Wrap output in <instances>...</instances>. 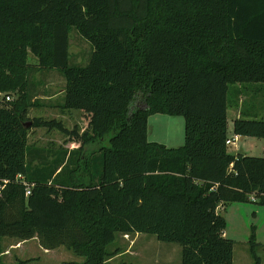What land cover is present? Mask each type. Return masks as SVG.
<instances>
[{"label":"trees","instance_id":"16d2710c","mask_svg":"<svg viewBox=\"0 0 264 264\" xmlns=\"http://www.w3.org/2000/svg\"><path fill=\"white\" fill-rule=\"evenodd\" d=\"M71 29L91 46L85 66L70 64ZM29 54L64 78L60 109L82 112L83 134L55 123L79 149L28 146ZM256 85L261 118L235 119L233 134L262 139L261 158L226 145L229 90L236 104ZM154 114L183 117L182 147L148 141ZM256 201L264 0H0V257L2 239L36 238L108 264L117 235L144 234L178 245L181 264H233L219 209Z\"/></svg>","mask_w":264,"mask_h":264},{"label":"rangeland","instance_id":"374dc122","mask_svg":"<svg viewBox=\"0 0 264 264\" xmlns=\"http://www.w3.org/2000/svg\"><path fill=\"white\" fill-rule=\"evenodd\" d=\"M91 52L90 44L85 41L75 29L69 32V58L70 64L85 66ZM28 64L31 68L29 74V91L34 104L28 111L26 123H29L27 132V144L33 149L50 150L62 148L70 142L68 137L57 130L55 123L66 128L76 123L81 124V131L85 127L81 121L82 112L72 111L74 115H63L60 105L63 102L62 90L65 84L64 78L55 70H40L37 60L28 55ZM237 87L238 86H233ZM262 88V87H261ZM260 86H245L237 98L231 88L229 111L227 113L228 132L227 139H233V121L239 108L242 112L247 109L260 113L262 109V92ZM232 90V91H231ZM36 95V96H35ZM13 102L14 96H12ZM41 106V107H40ZM50 106V108H48ZM141 108L143 105H139ZM78 121V122H77ZM39 123H50L51 126H40ZM65 123V124H63ZM72 131V130H71ZM89 136L92 128L88 129ZM147 138L151 143L164 145L169 149H177L184 144V119L181 116H168L162 114L150 115L147 118ZM67 140L65 144L63 140ZM229 153L255 158L263 157V140L258 138L241 137L234 145L227 146ZM238 150L239 152H236ZM252 201V198L250 199ZM264 205L250 202L245 204H231L219 209L220 215L225 220L224 237L233 242V264H253L250 253V243L254 246L255 255L260 264H264ZM4 248L8 253V244L17 242L14 238H5ZM27 249L12 251L10 254L0 257V264L15 263L18 261L32 260L31 264H82L83 259L76 257L64 248H59L54 253H45L36 243H29ZM111 254L108 264H181V248L176 244L162 243L151 235H117L113 244L108 247ZM3 255V253H2ZM16 261V262H15Z\"/></svg>","mask_w":264,"mask_h":264},{"label":"crops","instance_id":"0c3cea01","mask_svg":"<svg viewBox=\"0 0 264 264\" xmlns=\"http://www.w3.org/2000/svg\"><path fill=\"white\" fill-rule=\"evenodd\" d=\"M62 92V94H63V90L61 91ZM36 96V95H35ZM64 96V95H63ZM41 107V106H40ZM48 108H50V106H48ZM228 109H229V107H228ZM227 109V113H228V110ZM241 108H239L238 110H236L237 111V113H236V116L234 117L235 119H238V118H242L243 116H247L248 118H251L252 116H254L253 115V112H252V110H250V109H247L246 111H244V112H242L241 110H240ZM62 110V109H61ZM62 112H63V115L62 116H64V115H70V114H72V115H74L73 113H72V111H63L62 110ZM244 113V114H243ZM258 114V113H257ZM75 116V115H74ZM77 119H79L80 120V117L79 116H75ZM261 118V112L258 114V117H257V119H260ZM78 122V121H77ZM63 124H65V123H63ZM76 126H77V128H76ZM65 129H67V130H69V131H71V130H73V128H76L78 131H81L82 132V130H81V124L80 123H76V125L75 124H73L72 125V127H70V128H66V127H64ZM227 132H228V123H227ZM232 132H233V129H232ZM234 138H236V142H238V140H240L241 139V137H236L235 135H234ZM67 140L65 139V140H63V143L65 144V142H66ZM235 142V143H236ZM234 143V144H235ZM233 144V145H234ZM80 148V146L78 145V144H75V143H72V142H68V143H66L65 145H63L62 146V148L61 149H64V150H67V151H74V150H77V149H79ZM236 152H239L238 150H236ZM238 154V153H237ZM239 154H241V153H239ZM7 239H9V238H7ZM5 241V238L4 239H2V241H1V245L3 246V248H4V242ZM36 243V244H38V246H39V243H38V241H37V239L36 238H34V239H32V240H29V241H23V242H20V241H18L17 240V242H14L13 244H8L7 245V247H8V253H7V251L6 250H3V255H1V256H7V254L9 255L10 254V252H9V249L10 250H12V251H16V250H21V249H23V250H25V249H27L28 247H26L29 243ZM40 247V246H39ZM41 248V247H40ZM45 253H54V251H45V250H43ZM16 262V261H15ZM9 264H13V263H10L9 262ZM15 264V263H14Z\"/></svg>","mask_w":264,"mask_h":264},{"label":"built area","instance_id":"2783aa9c","mask_svg":"<svg viewBox=\"0 0 264 264\" xmlns=\"http://www.w3.org/2000/svg\"><path fill=\"white\" fill-rule=\"evenodd\" d=\"M11 100V98L10 97H6L5 98V101L6 102H9ZM236 142V138H233V139H228L227 141H226V145L227 146H230V145H233L234 143ZM29 194V192H27V195ZM263 216H264V212H263Z\"/></svg>","mask_w":264,"mask_h":264},{"label":"water","instance_id":"95a60500","mask_svg":"<svg viewBox=\"0 0 264 264\" xmlns=\"http://www.w3.org/2000/svg\"><path fill=\"white\" fill-rule=\"evenodd\" d=\"M28 127H29V123H25L24 128H28Z\"/></svg>","mask_w":264,"mask_h":264}]
</instances>
